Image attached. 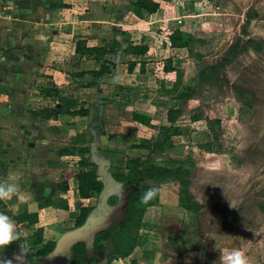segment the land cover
Returning <instances> with one entry per match:
<instances>
[{
    "label": "rangeland",
    "instance_id": "1",
    "mask_svg": "<svg viewBox=\"0 0 264 264\" xmlns=\"http://www.w3.org/2000/svg\"><path fill=\"white\" fill-rule=\"evenodd\" d=\"M130 1L39 0L33 17L45 30L42 22L50 20L53 13L52 32L56 34L66 28L97 38L99 46L109 47L113 40L121 47L125 46V40L146 44L148 69L145 62L143 75L149 78L145 75L137 79L138 87L123 92L132 103L129 107H140L157 127L165 124L167 110L175 107L183 113L177 125L191 128L189 134L176 139L177 148L152 155L151 159L161 166H177L169 161L190 157L193 160L189 167L190 191L202 210L198 215L182 211L177 203V184L161 185L159 202L147 209L137 246L124 264L130 261L132 264H214L220 255L217 250L223 248H243L249 264H264V0H155L160 4L159 10L153 15L145 14L142 19L133 14ZM69 21L72 24H67ZM113 28L124 35L116 34ZM171 30L192 38L191 52L170 46L163 32ZM77 36L81 35L72 38ZM239 40L249 41L245 44L247 52H242L218 76L207 77V68L220 61L228 47ZM257 43L262 44L260 52L254 50ZM56 49L61 48L54 47L52 54ZM113 54L122 53L115 49ZM168 59L181 73V85L175 91L171 89L173 83L163 75V65ZM123 68L120 66L103 83L110 85L115 75L126 86L134 83L138 74L126 72L125 75ZM187 89L190 99L178 100L176 96ZM111 91L107 87L101 89V94L108 100ZM126 107L123 105L121 112ZM192 113L222 122L220 147L213 143L210 152L199 148L209 142L208 135L203 133L208 130L204 122L190 123ZM120 116L128 115L120 113ZM145 132L138 131L141 135H146ZM151 134L153 137L157 131ZM118 158L117 169L122 167V156ZM142 185L153 186L151 182ZM122 191L119 195L110 193L115 196L111 206L117 213L114 219L122 215L129 195V190L122 188ZM98 201L91 200L90 204L95 206ZM73 224L69 218L65 226L71 229ZM18 230L29 238L28 227ZM38 250L39 247L29 248L21 242L15 249L9 245L0 248V262ZM102 257V253L94 250L85 255L88 262ZM28 259L37 263L42 258Z\"/></svg>",
    "mask_w": 264,
    "mask_h": 264
},
{
    "label": "crops",
    "instance_id": "2",
    "mask_svg": "<svg viewBox=\"0 0 264 264\" xmlns=\"http://www.w3.org/2000/svg\"><path fill=\"white\" fill-rule=\"evenodd\" d=\"M38 4L39 0H0V180L19 183L22 191L31 194L24 201L15 196L0 201V212L12 219L24 213L37 214L36 225L14 221L17 228L28 227L31 230L28 237L42 228L43 241L56 242L65 230H69L65 226L69 218L75 223L81 206H90L92 211L88 216L91 215L97 204L92 206L90 201L96 199L97 203L100 197L99 194L91 199H80L76 174L92 170L101 180L102 194L116 192L115 195H119L124 191L113 175L127 174L125 163L128 158L145 159L149 152L134 146L142 139L157 138L158 130L152 119L151 123L156 126L153 128L134 122L133 112L149 114L138 106L129 107L128 104L132 103L123 95L124 91L138 87L137 79L146 77V74L136 75L134 83L128 86L119 82L118 75L110 85L103 83V79L112 77L120 66L124 67L126 75L128 62H146L148 69L147 54H106L103 60L91 57L74 62L72 37H86L89 47L99 46L97 38L70 32L66 28L55 34L52 32L53 13L50 20L42 22L46 27L42 30L33 18ZM83 22L88 21L77 23ZM56 46L63 49L62 54H57V61L56 54L51 51ZM103 63L108 66V71L99 78L92 77L91 73L99 71ZM51 84L59 96L75 100L81 114L74 117L57 114L50 119L31 116L26 107L32 104L41 89L49 88ZM107 87L112 90V97L109 94L108 100L101 94V89ZM123 105L127 107L121 112ZM120 113L128 116L122 118ZM181 128L187 129L188 126ZM140 130L146 131V135L139 134ZM155 131L157 135L151 137ZM177 138L181 137H172V141L178 147ZM129 139L134 141L128 142ZM78 150L82 151L78 153ZM81 154L90 167L79 166ZM120 156L122 167L117 169ZM64 187L67 189L63 190ZM113 195L106 196L109 207L113 205ZM59 200L63 202V208H40V204ZM73 228H76L74 224Z\"/></svg>",
    "mask_w": 264,
    "mask_h": 264
},
{
    "label": "trees",
    "instance_id": "3",
    "mask_svg": "<svg viewBox=\"0 0 264 264\" xmlns=\"http://www.w3.org/2000/svg\"><path fill=\"white\" fill-rule=\"evenodd\" d=\"M213 0H204V2H212ZM130 6H132L133 14L138 18H143L145 14L153 15L160 7L159 2L155 0H131ZM62 8L63 6H58ZM64 10V8H63ZM116 34L124 35L123 32H119L116 28H113ZM168 38L170 46L174 49H185L191 52L192 38H185V36L178 30H171L163 32ZM245 35V34H244ZM244 43L241 45V43ZM75 44L73 61L79 62L81 59H90L93 57L95 60H103L106 54H113L115 49L122 54L145 56L149 48L146 44H134L130 40H125L124 47L121 44L113 40L109 47L87 46V38L83 36H77L73 39ZM249 43V41H248ZM239 40L233 42L222 59L216 62L211 67L207 68L206 76L214 78L222 73L227 67L233 64L242 52H247L245 44ZM262 44L257 43L255 51H262ZM57 54H62L61 49H56ZM108 71V66L102 64L99 71L92 72L91 75L94 78L103 76ZM128 75L144 74L145 62H128L127 71ZM164 79L172 82V90H177L181 85V73L175 67H173L170 59L166 60L163 65ZM52 86V84H51ZM49 88H43L39 91L38 96H35L32 104L26 107V111L33 117L41 116L44 119H50L55 115H67L74 117L81 114L80 110H77V102L72 98L62 97L58 95L57 90L52 86ZM188 91V92H187ZM169 93V92H168ZM189 90L179 93L176 98L181 101H187L191 95L188 94ZM249 106H251L248 103ZM182 111L171 107L166 113V125L157 127L158 137L155 139H142L139 144L134 148L144 149L149 152V155L145 159L141 158H128L125 163L126 175L114 174V179L121 184L123 190H129L127 212L122 223L115 222L109 229L98 233L95 236L93 250L97 253H102L101 259H94L87 262L85 255V245L83 243L76 244L72 248V263L71 264H119L129 262V258L135 250L138 242V232L142 225L145 213L148 208L154 207L159 202V191L157 196L148 203H142L141 197L144 192L149 188L146 185H142L143 182H151L152 187H156L160 190V186L167 183H175L178 186L177 190V203L178 207L187 213L198 215L202 210V205L195 199L190 191L191 186V171L189 167H192L193 160L190 157H186L184 160H171V164L175 163L177 166H161L155 164L150 156L162 155L168 149H175L177 146L173 144L172 137H184L185 134H189V128L182 129L176 126L178 119L182 116ZM132 119L134 122L143 126L153 128L156 127L151 123V117L149 115L133 112ZM191 123L204 122L208 132H203L204 135H208L209 142L199 146L200 149L206 152L212 150L213 143H216L218 147L222 142V122L218 119H210L199 113H192L190 115ZM75 151H77L75 149ZM82 150H78L80 153ZM81 160L79 166L81 168H88L91 164L83 158L81 154ZM185 165V166H184ZM187 166V168H185ZM76 181L78 183V195L80 199L86 200L97 197L102 191V183L98 180L96 172L82 171L76 174ZM64 178V180H66ZM64 187L63 190H66ZM62 201H48L40 204V208L47 206H54L56 208H63ZM92 211L90 206H81L79 215L75 219L74 226L78 227L82 225ZM18 224L26 223L29 226H34L38 223L37 214H27L16 216L13 218ZM19 242L25 243L28 247H39L38 252L33 254L28 253V257L40 259L50 253L54 246V241H43V229L38 228L32 236L29 238H22L19 241L10 245L11 248H17ZM29 252V251H28ZM130 264L132 262L130 261Z\"/></svg>",
    "mask_w": 264,
    "mask_h": 264
},
{
    "label": "water",
    "instance_id": "4",
    "mask_svg": "<svg viewBox=\"0 0 264 264\" xmlns=\"http://www.w3.org/2000/svg\"><path fill=\"white\" fill-rule=\"evenodd\" d=\"M110 193H107L106 195L102 194L101 191L96 209L91 215L85 219L82 225L73 229L65 230L55 242L53 250L40 261L37 263H31L28 259V255L26 253H21L10 259L12 264H71L72 248L76 244L83 243L85 245V252L93 250L95 236L98 233L109 229L115 222L122 223L127 212L129 195L126 198V204L122 210V215L114 219V216H116L117 213L112 207H109L106 202V196H109ZM120 219H122L121 222Z\"/></svg>",
    "mask_w": 264,
    "mask_h": 264
},
{
    "label": "clouds",
    "instance_id": "5",
    "mask_svg": "<svg viewBox=\"0 0 264 264\" xmlns=\"http://www.w3.org/2000/svg\"><path fill=\"white\" fill-rule=\"evenodd\" d=\"M156 187H149L141 197L142 203H148L158 194ZM30 193L21 190L19 183L0 180V201L11 200L14 196L20 201L30 198ZM22 233L18 230L13 219L0 212V248L8 247L21 239ZM216 247V246H215ZM217 250V247H216ZM219 259L214 264H249L248 257L243 248L219 249ZM0 264H12L11 260L0 262Z\"/></svg>",
    "mask_w": 264,
    "mask_h": 264
}]
</instances>
